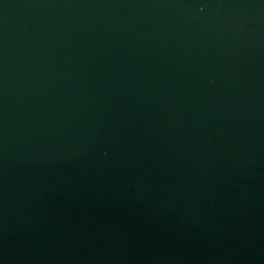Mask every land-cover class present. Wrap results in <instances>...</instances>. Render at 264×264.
Returning <instances> with one entry per match:
<instances>
[{
  "label": "water",
  "instance_id": "obj_1",
  "mask_svg": "<svg viewBox=\"0 0 264 264\" xmlns=\"http://www.w3.org/2000/svg\"><path fill=\"white\" fill-rule=\"evenodd\" d=\"M0 264H264V0H0Z\"/></svg>",
  "mask_w": 264,
  "mask_h": 264
}]
</instances>
